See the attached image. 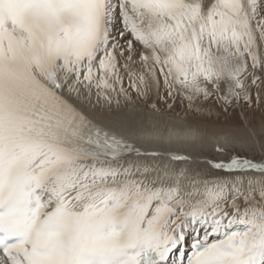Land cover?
<instances>
[{
    "label": "snow or ice",
    "instance_id": "1",
    "mask_svg": "<svg viewBox=\"0 0 264 264\" xmlns=\"http://www.w3.org/2000/svg\"><path fill=\"white\" fill-rule=\"evenodd\" d=\"M0 264H264V0H0Z\"/></svg>",
    "mask_w": 264,
    "mask_h": 264
}]
</instances>
